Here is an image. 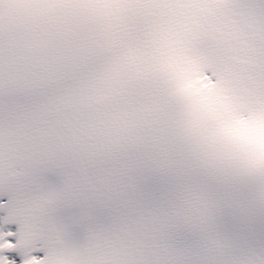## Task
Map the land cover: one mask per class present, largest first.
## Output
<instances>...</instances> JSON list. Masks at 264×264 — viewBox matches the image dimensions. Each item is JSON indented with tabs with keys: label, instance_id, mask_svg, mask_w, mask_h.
Here are the masks:
<instances>
[{
	"label": "snow or ice",
	"instance_id": "obj_1",
	"mask_svg": "<svg viewBox=\"0 0 264 264\" xmlns=\"http://www.w3.org/2000/svg\"><path fill=\"white\" fill-rule=\"evenodd\" d=\"M0 264H264V0H0Z\"/></svg>",
	"mask_w": 264,
	"mask_h": 264
}]
</instances>
